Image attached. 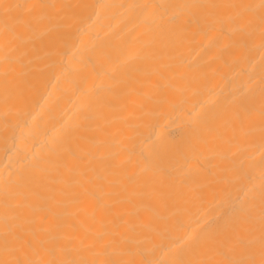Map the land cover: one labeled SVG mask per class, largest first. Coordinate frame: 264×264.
<instances>
[{
  "label": "bare ground",
  "instance_id": "6f19581e",
  "mask_svg": "<svg viewBox=\"0 0 264 264\" xmlns=\"http://www.w3.org/2000/svg\"><path fill=\"white\" fill-rule=\"evenodd\" d=\"M0 264H264V0H0Z\"/></svg>",
  "mask_w": 264,
  "mask_h": 264
}]
</instances>
